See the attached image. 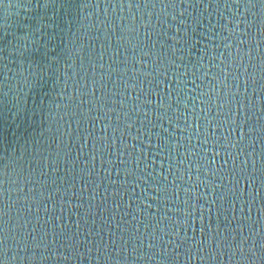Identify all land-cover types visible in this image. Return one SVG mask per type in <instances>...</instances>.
I'll list each match as a JSON object with an SVG mask.
<instances>
[{
  "label": "water",
  "instance_id": "obj_1",
  "mask_svg": "<svg viewBox=\"0 0 264 264\" xmlns=\"http://www.w3.org/2000/svg\"><path fill=\"white\" fill-rule=\"evenodd\" d=\"M254 3L0 0V264H264Z\"/></svg>",
  "mask_w": 264,
  "mask_h": 264
},
{
  "label": "snow or ice",
  "instance_id": "obj_2",
  "mask_svg": "<svg viewBox=\"0 0 264 264\" xmlns=\"http://www.w3.org/2000/svg\"><path fill=\"white\" fill-rule=\"evenodd\" d=\"M246 3L248 5V7H255L254 0H246ZM157 75L160 76L159 73H157ZM161 88H167L169 92H173V91L178 92V91L182 90L179 88L173 90L169 85H166L164 83H163V85H161L160 82L155 85V89L158 90ZM261 94H262V97H264V90H261ZM157 95H159V91H157ZM207 95H208L207 92L202 94L201 99H200L201 104H205L204 97H206ZM217 96H218V94H217ZM165 98H166V100L170 99L169 97H167V95ZM185 107H186V105H185ZM203 110L204 109L202 108L201 111H203ZM236 112L242 113V115L233 116L230 120L225 121V123L227 124V127L225 128V132H227L228 135L223 137L224 143L223 144L220 143L221 138H219V137L213 138L214 142L212 144V148L213 149H216V148L219 149L218 151H213L212 154L215 157H222V156H225L227 154H230L231 149L237 148L246 142V139H247V136L249 135V133L247 131H245L244 129L247 128V125L249 123L248 113L249 112H252V113L259 112V114L264 115V98H262L259 102L254 100L251 107H249L247 105V103H245L244 108L243 109L237 108ZM194 116H195V112H194ZM210 123H211V121H208L204 126L203 133H200L201 135L206 137V139L204 141L206 144L208 143V140H207L208 125ZM197 128H198V126H197ZM233 128L240 130L238 137H232L231 130ZM262 134H264V133H262ZM192 154L194 155V153H192ZM206 156H207V154L205 153V158H206ZM213 162H209V163H213ZM225 163H227V160H225ZM246 165H247V160L244 161V164L241 165V167L239 169H237L233 166L230 173H225L226 175H230V179H229L230 188H229V191L224 196L225 200L230 195H233L234 193H238L239 187L242 183H249V184L252 183V180L250 177L255 176L256 173H254V172L249 173V172L245 171ZM220 167H223V165H220ZM262 168H264V164H262ZM261 175H264V171L261 172Z\"/></svg>",
  "mask_w": 264,
  "mask_h": 264
}]
</instances>
